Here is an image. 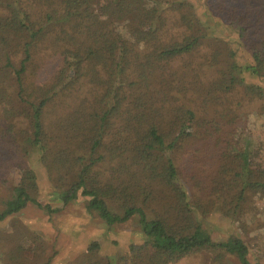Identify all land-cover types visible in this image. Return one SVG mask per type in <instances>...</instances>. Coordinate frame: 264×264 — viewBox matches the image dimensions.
Returning a JSON list of instances; mask_svg holds the SVG:
<instances>
[{"label":"trees","instance_id":"1","mask_svg":"<svg viewBox=\"0 0 264 264\" xmlns=\"http://www.w3.org/2000/svg\"><path fill=\"white\" fill-rule=\"evenodd\" d=\"M188 5L0 0V166L18 177L0 220L41 207L26 162L34 150L64 205L86 197L107 226L138 217L143 242L104 264H169L198 251L208 264H223L225 253L258 264L243 238L214 240L205 220L215 210L246 230L256 218L248 190L264 184V166L233 121L241 99L259 101L264 114V0ZM225 28L234 40L219 38ZM52 52L57 60L41 71ZM217 56L223 66L207 84L200 75ZM16 117L26 126L14 132Z\"/></svg>","mask_w":264,"mask_h":264},{"label":"rangeland","instance_id":"2","mask_svg":"<svg viewBox=\"0 0 264 264\" xmlns=\"http://www.w3.org/2000/svg\"><path fill=\"white\" fill-rule=\"evenodd\" d=\"M203 1L187 0L189 5L194 6H200ZM199 11H202L200 7ZM221 34L219 38L224 41L235 39L233 28H225ZM209 43L213 44V41ZM242 54L250 61V55L245 50H242ZM21 57L19 54L15 60L17 67ZM217 58L211 61L216 63L211 66L212 73H208L203 67V74L200 76L207 84L217 74L215 69L223 66L219 56ZM41 60L39 68L44 71L49 69V64L54 63L57 58L53 52L51 58H47L43 53ZM181 60L178 59L171 65L181 66ZM255 79L257 78H252L251 81L255 82ZM238 96V91L233 92L229 102L235 103ZM241 101L240 107L236 108L235 104L233 105L240 116L234 119L233 128L240 132L241 142L248 141L250 151L258 152L257 161L264 166V114L259 112L260 102L245 99ZM1 116L0 114V124ZM25 121L23 117H16L14 132H17L19 127H25ZM211 129L210 125L206 128L208 131ZM26 162L27 166L35 171L37 187L33 197L41 207L30 202L19 212L0 220V264H86V259H92V263L98 264H104L108 259L116 263L128 252L130 244L138 245L143 242L137 216L124 223L107 226L96 214L87 211L86 197L79 196L66 205L62 203L57 197L60 192L57 189V182L49 177L46 165L40 161L36 151H30ZM4 164L0 166V209L17 194L14 190L18 178L16 169ZM248 194L251 195L248 207L253 208L256 218L254 222L244 220L246 230L215 210L206 217V226L214 240L226 239L230 235L240 236L250 248L249 260L264 264V184H254L249 188ZM46 205L58 210L47 211L44 208ZM93 242L98 244V248L89 252L88 248ZM206 255V252L198 251L169 264H208ZM223 264L239 263L236 258L225 253Z\"/></svg>","mask_w":264,"mask_h":264}]
</instances>
